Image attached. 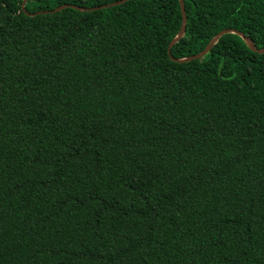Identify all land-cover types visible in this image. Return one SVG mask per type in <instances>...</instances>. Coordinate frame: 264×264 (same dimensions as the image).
I'll return each mask as SVG.
<instances>
[{
  "label": "trees",
  "instance_id": "1",
  "mask_svg": "<svg viewBox=\"0 0 264 264\" xmlns=\"http://www.w3.org/2000/svg\"><path fill=\"white\" fill-rule=\"evenodd\" d=\"M0 0V264H264V54L178 63L179 0L30 17ZM120 0H29V13ZM170 52L264 49V0H183Z\"/></svg>",
  "mask_w": 264,
  "mask_h": 264
},
{
  "label": "water",
  "instance_id": "2",
  "mask_svg": "<svg viewBox=\"0 0 264 264\" xmlns=\"http://www.w3.org/2000/svg\"><path fill=\"white\" fill-rule=\"evenodd\" d=\"M29 0H23L22 3H21V11L30 16V17H33V16H37V15H41V14H55V13H58L64 9H73V10H76V11H79V12H94V11H97V10H103L105 8H110V7H114V6H120V5H123L125 4L126 2H129L131 0H120V1H116L114 3H111V4H108V5H104V6H99V7H93V8H80V7H76V6H72V5H63L61 7H58L54 10H51V11H44V12H36V13H32V14H29L27 13L25 10H24V6L25 4L28 2ZM179 5H180V10H181V15H182V19H181V27H180V30L177 34V36L173 39V41L169 44V47H168V56L169 58L174 61V62H178V63H184V62H191V61H194V60H198V59H201L202 57H204L206 54L209 53V51L212 49V47L218 42V40L224 36V35H227V34H234V35H238L243 41L244 43L246 44V46L254 53H258V54H264V49L262 50H258L256 49V47L253 45L252 41H250L247 37H245L243 34L239 33V32H236V31H232V30H223L221 32H219L211 41L210 43L207 45V47L200 53L194 55V56H191V57H188V58H185V59H174L172 58L171 56V48L172 46L178 42L184 35L185 33V29H186V14H185V8H184V3H183V0H179Z\"/></svg>",
  "mask_w": 264,
  "mask_h": 264
}]
</instances>
